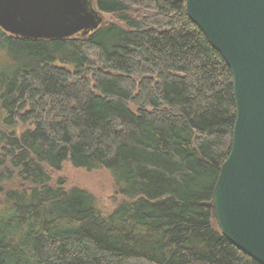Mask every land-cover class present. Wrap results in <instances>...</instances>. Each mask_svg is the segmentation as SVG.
Returning a JSON list of instances; mask_svg holds the SVG:
<instances>
[{
    "label": "trees",
    "instance_id": "16d2710c",
    "mask_svg": "<svg viewBox=\"0 0 264 264\" xmlns=\"http://www.w3.org/2000/svg\"><path fill=\"white\" fill-rule=\"evenodd\" d=\"M60 39L0 27V264H262L212 206L230 153L233 73L186 0H94ZM105 169L112 209L53 179Z\"/></svg>",
    "mask_w": 264,
    "mask_h": 264
},
{
    "label": "water",
    "instance_id": "95a60500",
    "mask_svg": "<svg viewBox=\"0 0 264 264\" xmlns=\"http://www.w3.org/2000/svg\"><path fill=\"white\" fill-rule=\"evenodd\" d=\"M190 18L233 73L237 115L212 206L223 234L264 264V0H186ZM105 20L94 0H0V27L60 39Z\"/></svg>",
    "mask_w": 264,
    "mask_h": 264
},
{
    "label": "rangeland",
    "instance_id": "374dc122",
    "mask_svg": "<svg viewBox=\"0 0 264 264\" xmlns=\"http://www.w3.org/2000/svg\"><path fill=\"white\" fill-rule=\"evenodd\" d=\"M52 176L55 181L58 178L65 179L68 186L80 185L89 189L100 198L102 206L108 210L122 199V196L115 192L111 174L105 169L87 170L66 162L62 169L52 171Z\"/></svg>",
    "mask_w": 264,
    "mask_h": 264
}]
</instances>
